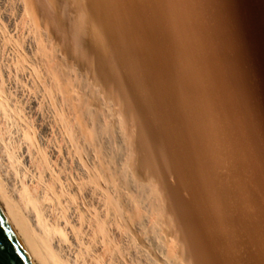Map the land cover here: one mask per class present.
<instances>
[{"label": "bare ground", "instance_id": "bare-ground-1", "mask_svg": "<svg viewBox=\"0 0 264 264\" xmlns=\"http://www.w3.org/2000/svg\"><path fill=\"white\" fill-rule=\"evenodd\" d=\"M72 2L80 71L31 25L37 65L20 86L36 121L0 77V208L33 263L264 264L263 145L224 52L223 3ZM15 3L34 24V0ZM1 23L22 69L31 57Z\"/></svg>", "mask_w": 264, "mask_h": 264}, {"label": "rangeland", "instance_id": "rangeland-1", "mask_svg": "<svg viewBox=\"0 0 264 264\" xmlns=\"http://www.w3.org/2000/svg\"><path fill=\"white\" fill-rule=\"evenodd\" d=\"M2 1V2H1ZM66 0H34V3L36 4V6H35V8L37 9V12L35 11L36 9H34V11H35V14H37V15H35L36 17H35V23L34 24H32L31 22L29 23L28 22V20H23L22 21V24H20L21 23V21H17L16 20V15H13V12H14V7H15V10H16V3H15V0H0V18L2 19V21H1V19H0V21L2 22H0L2 25H3V23H5L6 24V22L8 21V25L6 26V25H3V27H4V29L7 31L6 32V35L7 36H9L8 37V39H10V36H11V39L10 40H12V39H14L16 42H17V44H16V42H14L16 45H17V47L19 48V46L21 47L20 49H19V51H21L22 52V55L24 56V54H25V58L24 59H28V58H30L29 59V62H27L28 60H26V63H27V66H25L24 68L22 67V69H21V67L19 66V65H15L14 63H16L17 62V60H16V58H15V55H14V51H15V46H14V51H13V49H12V47L10 46V45H1L2 44V39H0V77L3 79V81H5V83H4V85H5V87L8 89V88H12V89H9V92L11 93V94H13L12 95V99L13 98H15L16 96H15V94L17 93V94H19L20 96H21V99H22V101L20 102V103H23V101H24V105L25 104H27L28 102H36V94H35V92L32 90V89H30V85L28 86V85H26V87L28 88L29 87V89L32 91H30V90H28L26 87H25V89L23 88L24 86V84H26V82L28 83V84H30L29 82L30 81H28V79L27 80H25L26 78H27V76H29V74L31 73L32 74V69H35V66L37 65L36 64V59H35V56H34V53H33V51H34V47H35V31L36 30H33V29H31V28H33V26H35L34 28L35 29H37V32L40 34V36H41V39H42V41H43V43H44V41H45V45L47 46V44L48 43H46V41L47 42H50L51 41V39L53 40V42L51 41V43H49L48 45L49 46H52L53 48H57V49H55L56 51H54V49H52V52L54 53V55H57V58L58 59H60L59 58V55H61V56H63L62 58H64V60L65 59H70V60H72L73 58H74V60H72L73 61V63H72V61H67V60H65V61H67L68 62V64H70L69 66H71V67H75L76 68V66H78L77 68H76V70L77 71H80V67H79V65L77 64V62H75L76 63V65H75V63H74V61H76V59H77V57L75 56H73L72 54V50L74 49L72 46H71V44L73 45V43H72V38H71V35H72V31L70 30H67V29H69L70 28V26L72 25V24H70L72 21H70L71 20V16H73V17H76L77 16V14H73L72 13V10L70 11V9H71V6L72 5H70V4H73V0H69L70 2H68V0H67V2L69 3H66L65 2ZM6 2H8V3H6ZM11 2H13V4L11 3ZM38 2H39V4H38ZM219 2L220 3H223V4H220V3H217V4H220V5H216V7H215V9H219V15L218 16H220L219 18L221 19V17H222V19H224L223 21H224V23L223 22H221V20H219V22H220V24H221V31H223V33H224V36H225V42H227V44L229 45H227V44H225V47H224V49H225V53L226 54H228V58L230 59V61L228 62V65L230 64V65H232L231 66V69H232V72H233V70H236L237 72L236 73H238V75H239V78L238 77H236V78H238V79H236V78H233L234 76H236L235 75V71H234V73H232V79L234 80V79H236L237 80V83H239V86L236 84V89H237V93H239L238 91L240 90V88H241V96H240V100H241V97H242V100L241 101H243L242 102V107L245 105V104H247L246 106H244V107H246L247 109H248V111L250 112H248L249 114H248V117H247V120L248 119H253L254 121H252L251 122V120L250 121H246L247 123H249V122H251L252 123V126H250L249 124H247L246 123V125L248 126V128L249 129H251V134L254 136V138L256 137V135H257V139L256 140H258L259 141V143H261V145H263V146H261V150H262V152H264L263 150V148H264V0H219ZM4 3V4H3ZM62 3H64L65 4V6L66 7H64L63 6V4ZM263 4V5H262ZM8 5V6H7ZM7 6V7H6ZM38 6H39V8H40V10L38 9ZM42 6V7H41ZM53 6V7H52ZM62 7H64V8H62ZM69 7H70V9H69ZM6 8V9H5ZM41 8H42V10H41ZM229 8V9H228ZM12 9H13V11H12ZM218 9H217V11H218ZM4 10V11H3ZM11 10V11H10ZM38 10H39V12H38ZM44 10H45V12H44ZM221 10V11H220ZM10 11V12H9ZM223 14H222V13ZM63 13V14H62ZM68 13V14H67ZM75 13V12H74ZM2 14V15H1ZM8 14V19H4V18H6V16L5 15H7ZM9 14H11V16L9 15ZM15 14V13H14ZM41 14H42V18H44V20H46V22H44V20L42 21L43 23L41 24V21L38 19V18H40L41 17ZM65 14V15H64ZM70 14H73V15H70ZM238 14V15H237ZM49 15V16H48ZM64 15V16H63ZM3 16H5V17H3ZM16 17V18H14V17ZM39 16V17H38ZM55 16V18L56 19H54L53 17ZM66 16H68V19H67V17ZM9 17L11 18V20L9 19ZM38 17V18H37ZM224 17V18H223ZM47 18V19H46ZM50 18V19H49ZM218 18V19H219ZM12 19H14L16 22H14V20H12ZM6 22H5V21ZM37 20H39L38 22H37ZM226 20V21H225ZM233 20V21H232ZM242 20V21H241ZM52 21H54L53 23H52ZM58 21V22H57ZM62 21V22H61ZM11 22V23H10ZM28 22V23H27ZM51 22V23H50ZM59 22H60V25H62V24H64V26L62 25V27L59 25ZM226 22V23H225ZM230 22V23H229ZM27 23V24H26ZM38 23H40V24H38ZM44 23H46V25L44 24ZM62 23V24H61ZM254 23V24H253ZM20 26H19V25ZM24 24V25H23ZM40 25V26H42V25H44L42 28H39L40 26H38V25ZM69 26H68V25ZM220 24H219V26H220ZM16 25V26H15ZM31 25H33V26H31ZM48 25V26H47ZM52 25H53V27H52ZM66 25L68 26V27H66ZM28 26H30V29L32 30V32H33V35H32V32H30L31 30L29 29V27ZM38 26V27H37ZM45 26H46V28H45ZM8 27V28H7ZM11 27H14V29H16V27H17V30H15L14 31V29L13 28H11ZM25 27V28H24ZM47 27H49V28H47ZM62 29H61V28ZM259 27V28H258ZM54 28H56V30L54 29ZM59 28L61 29V31L59 30ZM67 28V29H66ZM71 28H72V26H71ZM229 28L231 29V30H229ZM12 29V30H11ZM28 29H29V32H28ZM40 29V30H39ZM42 29H43V31H42ZM45 29H46V31H45ZM58 29V30H57ZM241 29V30H240ZM24 30V31H23ZM53 31V30H55V32L53 31V32H51V31ZM22 33H21V32ZM50 31V32H49ZM65 31H67L66 33H65ZM68 31H69V33L71 32V34H70V36H69V33H68ZM229 31V32H228ZM24 32V33H23ZM26 32V33H25ZM28 32V33H27ZM56 32H58V33H56ZM45 33V34H44ZM46 33H50L49 35L47 34V36H46ZM56 33V34H55ZM28 34V35H27ZM42 34V35H41ZM61 34V35H60ZM62 34H64V35H62ZM67 34H68V38L66 37L67 36ZM232 34V35H231ZM236 34V35H235ZM27 35V36H26ZM36 35H37V33H36ZM53 35H55L54 36V39H53ZM58 35V36H57ZM12 36H13V38H12ZM17 36V37H16ZM25 36V37H24ZM34 36V39L32 38H30V37H33ZM52 38H51V37ZM57 36V37H56ZM23 37V38H22ZM28 37V38H27ZM44 37V38H43ZM48 37V38H47ZM56 37V38H55ZM64 37V38H63ZM69 37H70V39H69ZM66 38V39H65ZM226 38H227V40H226ZM44 39V40H43ZM46 39V40H45ZM47 39H49V41L47 40ZM60 40V41H62V42H64L63 43V45L61 44V47H60V41H54V40ZM69 39V40H68ZM20 40V41H19ZM34 41V42H33ZM229 41V42H228ZM25 42V43H24ZM55 42V43H54ZM69 42H71V44L69 43ZM23 43H24V45H23ZM33 43H34V45H33ZM59 45H58V44ZM66 43H68V44H66ZM19 44V45H18ZM29 44H31V45H29ZM69 44H70V46H69ZM232 44V45H231ZM237 44V45H236ZM66 46V47H65ZM7 47V48H6ZM11 47V48H10ZM32 47V48H31ZM59 47V48H58ZM68 47V48H67ZM243 47V48H242ZM255 47V48H254ZM31 48V49H30ZM61 48V49H60ZM62 48H64V49H62ZM69 48H73V49H69ZM261 48V49H260ZM4 49V50H3ZM6 49V50H5ZM9 49H11V50H9ZM17 49V48H16ZM32 49H33V51H32ZM48 49H50L49 47H48ZM18 50V49H17ZM60 50H63V51H60ZM227 50V51H226ZM10 51V52H9ZM236 51V52H235ZM31 52V53H30ZM59 52V53H58ZM62 52H65L64 54L62 53ZM70 52V53H69ZM75 52V51H74ZM3 53V54H2ZM20 53V52H19ZM72 53V54H71ZM14 55V57H13V55ZM31 54V55H30ZM68 54V55H67ZM75 54V53H74ZM4 55H5V57H4ZM10 55V56H9ZM28 55H29V57H28ZM67 55V56H66ZM71 55V56H70ZM76 55V54H75ZM233 55V56H232ZM244 55V56H243ZM7 56V57H6ZM73 56V57H72ZM12 57L14 58V60H10V59H12ZM3 58V59H2ZM33 58V59H32ZM61 58V60H63ZM76 58V59H75ZM9 59V60H8ZM16 60V61H15ZM32 60H34V62L31 61ZM63 60V61H64ZM231 60H232V62H231ZM10 61H13V67L11 66V63H10ZM64 61V62H65ZM8 62V64H6ZM67 62H65V63H67ZM29 63V64H28ZM30 63L31 64H34L33 66L34 67H32V65H30ZM236 63V64H235ZM262 63V64H261ZM17 64H18V62H17ZM75 66H74V65ZM10 65V66H9ZM26 65V64H25ZM29 65L32 67V68H30L29 67ZM237 65H238V67H237ZM2 66H3V69H2ZM15 66H16V70H15ZM24 66V65H23ZM9 67V68H8ZM27 67V68H26ZM229 67V66H228ZM243 67V68H242ZM19 68L21 69V70H23V71H28L29 72V70L31 71V72H29L28 73V75H26L27 73H26V71L23 73L21 70H19ZM28 68H30V69H28ZM79 68V69H78ZM234 68H236V69H234ZM25 69V70H24ZM28 69V70H27ZM229 69H230V67H229ZM230 69V70H231ZM4 70V71H3ZM14 72H13V71ZM17 70H18V72H17ZM75 70V71H76ZM261 70V71H260ZM21 71V72H20ZM76 71V72H77ZM3 72V73H2ZM12 72V73H11ZM82 72H83V70L81 71V72H79L81 75H82ZM8 73V74H7ZM18 73V74H17ZM84 73V72H83ZM7 74V75H6ZM31 74H30V76H31ZM3 75V76H2ZM10 77H9V76ZM17 75V76H16ZM33 75V74H32ZM237 75V76H238ZM18 76H20V77H18ZM23 76H26L25 78L23 77ZM34 76V75H33ZM5 78V80H4V78ZM13 77H15V78H13ZM78 77H81V76H78ZM84 77H86V76H84ZM83 76H82V78L83 79H85ZM250 77V78H249ZM8 78V79H7ZM18 78V79H17ZM20 78V79H19ZM21 78H23V79H21ZM86 78H90V77H86ZM16 81H15V80ZM241 79V80H240ZM10 80V81H9ZM23 80H24V84H23ZM86 80V79H85ZM236 80H235V83H236ZM248 80V81H247ZM7 81H9V82H7ZM12 81V82H11ZM20 81V82H19ZM87 81H89L90 82V79H87ZM14 82V83H13ZM17 82V83H16ZM248 82V83H247ZM7 83V84H6ZM9 83V84H8ZM12 83V84H11ZM22 83V84H21ZM18 84V85H17ZM12 87H11V86ZM20 85H22V86H20ZM234 85V84H233ZM257 85V86H256ZM235 86V85H234ZM17 87V88H16ZM15 89H17V90H15ZM21 89V90H20ZM26 89H27V91H26ZM235 89V90H236ZM249 89H250V91H249ZM13 90V93L11 92ZM19 90V91H18ZM24 90V91H23ZM15 91V92H14ZM21 94H20V93ZM22 92H29L30 93V95H29V93L26 95H23L22 94ZM33 92H34V94L36 95L35 96V98L33 97V98H31L30 96L31 95H33ZM246 92V93H245ZM19 95H17V97H16V99H13V101H15V100H17L18 102H19V100H21L20 99V96ZM244 96V98H243V96ZM25 97V98H27V99H23L22 97ZM27 96V97H26ZM34 96V95H33ZM238 96H239V94H238ZM28 97H30L31 98V100H28L29 98ZM35 99V100H34ZM243 99H246L245 101L243 100ZM25 100L26 101H28V102H25ZM263 100V101H262ZM17 101H15L16 103H17ZM15 102H13V103H15ZM32 102H31V104H32ZM245 103V104H244ZM22 104V105H23ZM29 105H23L24 107H25V110L28 112V114L29 113H32V112H36V114H35V116H34V113L33 114H31V116H33V117H31V120H34V118L36 117V116H38L39 115V113H42V106H40V108L38 107V110L37 111H34L33 109L30 111V103H28ZM42 105V104H41ZM249 105V106H248ZM29 107V108H27V107ZM243 107V108H244ZM249 107V108H248ZM245 108V110H247ZM35 110H36V108H35ZM39 110H41V111H39ZM251 110V111H250ZM25 111V113L27 114V112ZM38 111H39V113H38ZM255 112V113H254ZM38 114V115H37ZM252 114V115H251ZM36 119H38L37 117L35 118V121H36ZM258 121V122H257ZM257 124V125H256ZM263 125V126H262ZM253 127H255V129H253V131L254 132H252V128ZM263 130V131H262ZM257 133V134H256ZM58 138H56L58 141H57V144L59 145V146H61V144L63 143V141L64 140H62L61 139V141L59 140V138L61 137H59V135L57 136ZM48 139H49V137H48ZM60 141V142H59ZM113 144V145H112ZM110 146H109V153L111 152H114V150H115V152H116V149H117V147H118V144L117 143H112ZM62 145H64V144H62ZM116 147V148H115ZM263 147V148H262ZM63 148V147H62ZM64 152V148L62 149V152H61V154ZM63 154H65V153H63ZM62 154V155H63ZM262 159L261 160H263V163H264V159H263V157H261ZM262 162V161H261Z\"/></svg>", "mask_w": 264, "mask_h": 264}, {"label": "water", "instance_id": "water-1", "mask_svg": "<svg viewBox=\"0 0 264 264\" xmlns=\"http://www.w3.org/2000/svg\"><path fill=\"white\" fill-rule=\"evenodd\" d=\"M0 264H34L0 208Z\"/></svg>", "mask_w": 264, "mask_h": 264}]
</instances>
